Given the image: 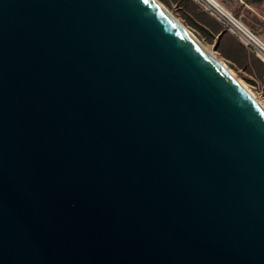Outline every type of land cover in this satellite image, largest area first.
Returning <instances> with one entry per match:
<instances>
[{
    "label": "water",
    "instance_id": "95a60500",
    "mask_svg": "<svg viewBox=\"0 0 264 264\" xmlns=\"http://www.w3.org/2000/svg\"><path fill=\"white\" fill-rule=\"evenodd\" d=\"M0 264H264V106L157 0H0Z\"/></svg>",
    "mask_w": 264,
    "mask_h": 264
},
{
    "label": "rangeland",
    "instance_id": "374dc122",
    "mask_svg": "<svg viewBox=\"0 0 264 264\" xmlns=\"http://www.w3.org/2000/svg\"><path fill=\"white\" fill-rule=\"evenodd\" d=\"M223 63L264 106V83L222 55L223 41L209 26L200 5L192 0H157ZM264 43V0H215ZM212 18V17H211ZM220 25V24H219ZM221 29L223 27L220 25ZM230 35V34H229ZM234 37L233 35H231Z\"/></svg>",
    "mask_w": 264,
    "mask_h": 264
},
{
    "label": "built area",
    "instance_id": "2783aa9c",
    "mask_svg": "<svg viewBox=\"0 0 264 264\" xmlns=\"http://www.w3.org/2000/svg\"><path fill=\"white\" fill-rule=\"evenodd\" d=\"M264 64V43L215 0H192Z\"/></svg>",
    "mask_w": 264,
    "mask_h": 264
},
{
    "label": "trees",
    "instance_id": "16d2710c",
    "mask_svg": "<svg viewBox=\"0 0 264 264\" xmlns=\"http://www.w3.org/2000/svg\"><path fill=\"white\" fill-rule=\"evenodd\" d=\"M206 18H208L209 26L213 31L219 34V40L224 43L221 51L222 55L247 72L254 74L256 78L264 83V64L256 59L252 53H249L231 34L229 35L227 31L221 29L215 19Z\"/></svg>",
    "mask_w": 264,
    "mask_h": 264
},
{
    "label": "bare ground",
    "instance_id": "6f19581e",
    "mask_svg": "<svg viewBox=\"0 0 264 264\" xmlns=\"http://www.w3.org/2000/svg\"><path fill=\"white\" fill-rule=\"evenodd\" d=\"M162 5V4H161ZM164 7V6H163ZM165 8V7H164ZM166 9V8H165ZM167 12L178 22L180 23L185 29H187L181 22H179L168 10ZM188 30V29H187ZM189 31V30H188ZM190 32V31H189ZM192 38L200 45L202 46L205 50H207L208 52H210L205 46H203V44L195 37V35L193 33H191ZM211 53V52H210ZM212 54V53H211ZM213 55V54H212ZM214 56V55H213ZM215 57V56H214ZM216 58V57H215ZM217 59V58H216ZM218 60V59H217ZM223 64V63H222ZM224 65V64H223ZM246 88V87H245ZM247 89V88H246ZM248 90V89H247ZM249 91V90H248ZM250 92V91H249ZM251 93V92H250ZM252 94V93H251ZM253 95V94H252Z\"/></svg>",
    "mask_w": 264,
    "mask_h": 264
},
{
    "label": "crops",
    "instance_id": "0c3cea01",
    "mask_svg": "<svg viewBox=\"0 0 264 264\" xmlns=\"http://www.w3.org/2000/svg\"><path fill=\"white\" fill-rule=\"evenodd\" d=\"M234 39H236L235 37H233ZM237 40V39H236ZM247 49V48H246ZM247 51L249 52V53H251L250 52V50L249 49H247ZM254 56V55H253ZM255 57V56H254ZM256 58V57H255ZM257 59V58H256ZM259 60V59H258ZM260 61V60H259ZM261 62V61H260ZM262 63V62H261Z\"/></svg>",
    "mask_w": 264,
    "mask_h": 264
}]
</instances>
